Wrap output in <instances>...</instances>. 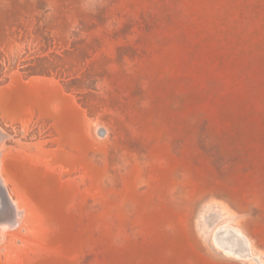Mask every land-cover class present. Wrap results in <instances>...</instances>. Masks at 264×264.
<instances>
[{"label":"rangeland","instance_id":"1","mask_svg":"<svg viewBox=\"0 0 264 264\" xmlns=\"http://www.w3.org/2000/svg\"><path fill=\"white\" fill-rule=\"evenodd\" d=\"M0 129V264H264V0H0Z\"/></svg>","mask_w":264,"mask_h":264},{"label":"bare ground","instance_id":"2","mask_svg":"<svg viewBox=\"0 0 264 264\" xmlns=\"http://www.w3.org/2000/svg\"><path fill=\"white\" fill-rule=\"evenodd\" d=\"M5 133L4 132H2L1 131V129H0V157H1V153H2V147H3V145L1 146V143L4 141V139H5ZM7 140V139H6ZM5 147V146H4ZM0 166H1V158H0ZM6 185V184H5ZM5 185H4V181H3V179H2V177H1V170H0V239L4 236L3 235V229H4V227H5V225H6V221L7 220H14V221H17L18 223H21L20 222V216H19V214H20V211L18 210V208H17V206H16V204H15V202L11 199V197H10V195H9V193L7 192V189H6V187H5ZM22 217H23V215H22ZM22 217H21V219H22ZM227 223V222H226ZM225 223V224H226ZM229 223V222H228ZM17 224V223H16ZM224 224V225H225ZM10 225V224H9ZM19 224H17V226H18ZM13 227V226H12ZM226 227H228L227 226V224H226ZM230 227V226H229ZM16 228V227H15ZM218 229V228H217ZM216 229V231H218ZM229 229V228H228ZM230 229H233L234 230V233H233V235H234V238H236V239H238V237H242V233H241V231L239 230V229H236L235 227L234 228H230ZM11 230V229H10ZM7 231H9V230H7ZM226 232H228V231H226ZM232 231H230L229 233H231ZM216 233V232H215ZM214 233V234H215ZM229 233H226V234H229ZM6 235V234H5ZM232 235V234H231ZM220 236V235H219ZM218 236V237H219ZM222 236V235H221ZM217 237V238H218ZM226 237H228V236H226ZM232 237V236H231ZM244 237V236H243ZM241 240H242V238H240ZM229 240V239H228ZM228 240H226L224 237H221V238H219L218 240H217V245L223 250V252L225 253V254H227V255H229V256H234V257H241V256H244V254H242V251L240 250V252L238 251L237 252V250H235V246H234V241H236V240H233L232 242H230V241H228ZM244 241H247V240H244ZM4 242V241H3ZM2 242V243H3ZM243 242V241H242ZM2 243H0V244H2ZM236 243H237V241H236ZM239 243V242H238ZM248 243V242H247ZM246 243V244H247ZM213 244H214V242H213ZM242 246L244 245V247L246 248V246H245V242H243V244H241ZM248 246H249V244H247ZM215 246V245H214ZM239 247V249H240V246H237V248ZM243 249V248H242ZM247 249H249V247H247ZM246 250V249H245ZM243 251H244V249H243ZM247 251V250H246ZM245 251V252H246ZM249 251V250H248ZM249 253V252H248ZM248 257V256H247ZM244 257H242V259H243ZM249 259V258H248ZM251 259V258H250ZM254 259V258H253ZM256 261H258L257 260V257H256V259H255Z\"/></svg>","mask_w":264,"mask_h":264}]
</instances>
